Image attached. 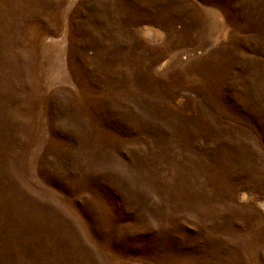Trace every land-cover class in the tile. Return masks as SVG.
<instances>
[{
	"label": "rangeland",
	"instance_id": "1",
	"mask_svg": "<svg viewBox=\"0 0 264 264\" xmlns=\"http://www.w3.org/2000/svg\"><path fill=\"white\" fill-rule=\"evenodd\" d=\"M0 264H264V0H0Z\"/></svg>",
	"mask_w": 264,
	"mask_h": 264
}]
</instances>
